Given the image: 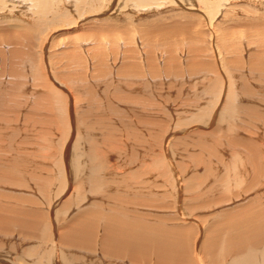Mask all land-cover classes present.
<instances>
[{
	"label": "rangeland",
	"instance_id": "obj_1",
	"mask_svg": "<svg viewBox=\"0 0 264 264\" xmlns=\"http://www.w3.org/2000/svg\"><path fill=\"white\" fill-rule=\"evenodd\" d=\"M119 1H121V2H119ZM119 1H117V0L112 1L111 0L109 3L113 2V5L111 3L110 5H108L106 7L104 6V9L102 7V9H99L98 11H95V12H89L87 14L85 12H83L84 18L79 19L81 22L78 20V23H79L78 25L84 26V27H82V29L79 31V33H76V35L74 33L70 34L69 30L71 31L72 30L71 28L73 27L71 25L65 26L63 29L58 30L59 32L57 31L55 33H52V35H54L52 37H55L58 34L63 33V32L65 33L64 34L65 36H61L60 39H56L55 40L56 42H54V44L49 43V42L46 45L44 44L45 48L43 49L42 53L38 51L40 46L36 47V44L32 43V41H35V37L32 36L33 38L31 37V41H28V43L27 42L24 43L25 46L27 47V49H24V50L22 49L24 52H23L22 58H20L19 62L13 61V59H12L13 55L10 54V51L13 50L12 48L9 50H6L8 47L5 48V46L10 47V45H9L10 43L7 44L6 36L3 34H9L8 31L11 30L10 27H13L14 25H20L21 22H26L25 18L23 17L24 18L23 19L22 16H20V10H21V12H24L25 9L22 7L12 8V7H10V4L7 3L6 7L8 9L5 7L4 9H2V10H4V12L3 13L0 12V42H1L0 53L1 54L5 53L7 55V56L1 55V56H5V59H3L4 57L0 56L1 57L0 58L1 67H3L2 69H4V72H2V71L0 72V90L1 89L3 90V92L0 93V111H1L0 116H2L1 115L2 111L5 108L3 111V113L5 114L4 118H3L4 120L1 119L2 117H0V129L4 131V133H2L4 135L1 136V133H0V137H3L2 138L3 140L2 139L1 140L5 143V145L9 149H11L10 148L11 147L10 146L11 140L15 141V146L17 145V147H15V148L17 149L19 147L18 145L20 143H24V141L21 139H24L25 137L28 138L29 140L27 141V145L25 143L26 147L23 145H22L23 148H22V146L19 147L22 150L18 149V152H19L18 155H20V157H18V158L23 159L24 163L26 161L25 164L26 165L28 164V170L33 171L36 169L35 170L36 175H38V176L42 175L43 177L51 179V182L48 184V188H46V190L48 189L46 191V193L47 192L48 193L45 195L44 206L42 208L37 205L36 200L34 199V196H33L34 193H39V192H37L39 190L38 189L39 186H37L35 181L30 180L29 182L26 183V186H23V187H21L19 184H17V187L6 186L8 189L7 190L5 189V191L0 190V192L6 198H9V197L13 198L12 199L13 201L11 200V202H14L15 200L18 199V201H20V203H13L12 206L16 207V210H20V212H22V210H24L25 208H28V209L29 208L30 209L36 208V209H39L40 212H43V214H45V216L48 217L49 221H50V218H52L51 219L52 222L59 215L58 220H55V223L57 224L56 227L60 226V225H62L63 220H65L67 222L71 218L70 217L67 219H63V220H60L61 223L59 222V218L61 219L60 213H61V206L63 207V202L64 203L67 202L68 199L74 194L75 186H73V185H76L78 183L85 185V183H86V179L85 178L82 179V176L79 179L81 182L79 181L78 183H76V179L74 177L73 172L70 171V167L64 166L65 161H63V159H60V156L64 155L65 157H67V160H69L72 158L74 150L79 151V153H78L80 155L79 157H82L83 154H86L85 152H87L88 154L90 153L91 155L95 152L98 157H101L103 155L105 160L107 159V161H108L107 166H105L104 164H101L102 166H100L98 168V170L100 168L105 169L106 167L111 168L110 167L111 164L112 165L116 164V166H114V168L116 167V169H118V171H119L118 175L119 176H115V178L118 177L119 182H120L119 184L124 182L123 181L124 179L121 178L124 176V173H128L130 170H132L135 173L136 168H137L135 165H137L138 167H139V165L141 167H143L142 168L143 170L140 167L142 176L139 173L140 172L139 168L137 170L138 172L136 171L137 173H135L136 175L133 174L132 171H130V172H132L133 175H135L136 178H139V176H141L140 178L143 177V179H141L143 181H141V182L144 183L143 184L144 188L142 189L139 185H136V186H139V188L137 187V189L143 190V194L140 195V199H142V197H143V201L145 199L147 200V199L152 198L153 197L152 195L154 193L163 194V195L167 196L166 197L167 199L165 200L166 203L160 202L162 207L165 204H167L168 202H169V204H167L168 207H170L169 205H171L170 202L173 204V206H175L174 201H176V202H179L183 206L181 208V210H182V209L187 207V206L185 207L186 204H188V205L192 204V203H190L191 198L189 199L192 192L190 193L189 190L192 191V189H194L192 187L193 186L195 187V184H196V189H197L198 185L200 187V190L197 189V190H199L198 191L199 194L203 195V194L208 192V194H206L204 196L206 198V196L209 195L208 199H207L208 201L206 199H204L203 196H201L203 199L200 197L201 200L197 199L196 203L193 201V199H192V201H193V203L197 204L199 206V208L203 204H205V202H208L207 204H208V206L210 205L209 207H211V208L210 209H204L201 207L200 208L201 210L199 209V211H196V212L189 214V217H190L189 221L186 218L177 219L178 217H176V216L173 219L171 216H169L171 214H167L170 218L173 219L172 221H173V223H175V225H177V229H180V230L186 229L185 232H187L191 228L189 231V237L191 238V240H194V242H195V240L197 242H199L202 237H204V239H205V236L207 238H209V235L211 234V232H213V230L217 231V228L215 229L214 227L215 226L218 227L221 223H223V221L221 219H219L216 215V210L221 209L220 208L221 206L226 208L227 206L232 205V206L237 208L240 205V206H242L241 208L244 207L243 209H245V208H248L252 202H257V204L256 203L255 204L257 207H260V208H261L262 203L264 205V196H263L264 195V188L261 187V186H263L262 183L264 181V178H261L260 182H259L258 177L255 175V173H252L250 171V161H249L250 158H248V155L251 157V154H248L250 152L248 150H241V149H245V147H246V143L242 142V141H244V139L248 140V141L249 140L254 141V140L260 139V141L262 140V143L260 142L261 144H259V146L262 148L261 153L264 154V150H263V148H264L263 147L264 146V143H263L264 142L263 141L264 134H262L260 132L263 135L262 137L260 134L256 135V132H259V130L262 131L264 129V125H263L264 123L262 122L263 121L262 119L264 116V70L258 69L256 71V73H251V74L249 73L250 69H252V67H253L252 63L250 62L251 60L249 58V55L251 53H258L260 45L258 46V44H256L257 47L256 48L253 47L255 50L251 48L253 46V45H250L251 44L250 39L252 38V37H250L251 31L249 32L248 29L245 30L243 28L240 29V27H238L236 24L233 25V23L231 25L230 24L231 22H228L229 18L223 19L222 16L220 15L221 11L218 10V8H220V4H219L218 8H215L214 10H212L213 13L210 11L211 13L208 12L207 14H205V16L209 20H210V17H211V20L213 17H215L216 18L215 23H218V22L223 23L222 25L218 24L219 30H218V27H216V26H215V28L213 27L214 32H212L211 28L215 23L212 26L208 25L211 28H206L208 26L205 27V25H206L205 21H203L205 23L202 22L203 23L202 24L201 21L199 22L198 18L192 19L195 17L194 11H196V9H194V8H196V7L193 8L194 10H192L191 7L194 6L195 0H186V1L185 0H170V1H172V3H166L165 0H152V1H150L151 5L149 4V7L147 6L143 10L141 8L139 11L137 9L133 8L132 5L130 4V2H128V3L126 2L129 5H126V7L122 8L121 11L117 12L116 9H118L119 5H120V7L124 6L123 4H121L123 2V0H119ZM245 1H247V0H244V2L240 1V3H238L239 1L236 2V5L238 6V8L240 7V9H241V10L239 9L241 13H243V10H246L247 8L249 9V6L246 9H244L245 8L244 6L241 7V4L245 3V5H246V3H249L248 1L247 2H245ZM219 3H220V0H219ZM155 4H157V5H155ZM190 5H192V6H190ZM8 6L10 7L11 12H9L10 9ZM152 6L154 7L153 9H152ZM229 7L227 6L226 8H229ZM226 8H225V10H226ZM2 10H0V11H2ZM12 11H14V12H12ZM240 12H239V14H241ZM209 13L211 14L210 16L208 15ZM244 14H245V12H244ZM262 14L264 15L263 12H262ZM2 15H4V16L2 17ZM107 15H109V16H107ZM186 16H188V17H186ZM111 18H114V20L118 19L117 21H115L116 24L118 23L117 24L118 26H119V23L126 22V24H129V27H127V29L118 30L119 34H117V31H115V32H112L110 35H108V37L110 36V38L107 39L108 43L105 42L102 45L103 57H102V62L100 63L99 59L95 56L94 51H93V49H94L93 47H99V50L101 51L100 46H99V44H95L96 43L95 41H92V38L90 37L89 31H92V29L99 27V25L103 26L105 24L107 26V24L108 25L111 24L110 23ZM27 21L30 22V19ZM142 22H143V24H142ZM198 22L202 25V28H200V29H199V27H201V26L200 25L198 26ZM180 23L181 24L193 23L192 24L194 27L193 30H191L192 25L190 28L188 27L191 31L188 30L187 27H186V29L188 31H190L188 33H191V32H192V34L194 33L192 35L193 39L196 35V32H197V34H200V35H196L197 37H195V39L198 40V37H199V39L201 41V44L199 46H201V47L203 46L201 50H203V51L205 50L202 55L199 54L201 56H199V55L197 56V58H199V59H198V61L197 60L196 61L199 65L201 61L205 60V63L204 64L202 63V64L204 66H208L207 64L213 65V68L210 67L213 70L210 68L209 69L205 68L203 70L201 68V70H199V68H198L196 73L191 75L192 73L190 72L191 71L190 59H191V57H193L195 55L192 52H190V54H189L188 51L190 50L189 48L192 46L194 47V45L190 44V43H185L189 49L188 50L187 48H185L186 47L185 44L183 46L181 44H179V43H181V40H183V38L185 39V36L183 37L182 34L186 33V32L183 31L181 33L179 31L181 33L180 35H182L179 37V35L177 33L178 31L176 30L177 32L176 31L174 32L175 29H173V26L177 24L178 29L180 28V30L181 29L185 30L184 28L181 27L182 25ZM6 24H8V25H6ZM146 24H148V25L151 24V25L149 28H147L148 30L146 32L142 31V33H141L140 25H141V27L144 25L143 26V29H144L145 27L148 26ZM179 24L181 25L180 27H179ZM203 25H204V27H203ZM234 26H236V27H234ZM163 27H165V28H163ZM195 28L197 30L196 32H195ZM204 28H205V30H204ZM216 28H217L218 32L216 31ZM6 29H8V31H5ZM163 29H166V30L169 29V30L165 31ZM220 29L222 31H224L225 34H224V32L220 31ZM125 30H126V32H125ZM107 31H109V30H107ZM152 31H154V32L152 33ZM199 31L204 32V33L207 31L208 32L205 33V36H204V33H202L203 35H201V33H199ZM219 31L222 34H220ZM155 32H156V34H155ZM157 32H158V34H157ZM239 32H240V38H239ZM66 33L68 36L66 35ZM160 33H162L161 36H160ZM169 33L172 36L171 38H175L176 36L179 37V38L178 37L175 38V42L177 43V45L174 42V45L176 47L178 46L176 49L177 51L175 50V48H176L175 46H174V48L170 49V47H168V45L167 46L163 45V38H165V36L167 34L169 35ZM214 33L217 37L220 35H222V36H220L219 39L218 38L214 39V41H213ZM237 33H238V35H237ZM133 34L136 37H134ZM154 34L157 35L156 38H155ZM153 35H154V38H153ZM170 35H169V37H170ZM227 35H230V36L228 37ZM232 35L233 36L235 35V38L237 40H235L233 37H231ZM73 36L75 37V39L78 41L79 44L83 45L85 43V45L82 46V48H81L82 50L80 51V53L83 54L84 56L87 55L84 58V60H85L84 62H87V64H85V65L89 66V68L84 66L81 69V72H82V70H83V72H82L83 74L88 72L89 73L88 77L84 76V78H83V77H81V74L77 75V71H79L80 67L74 69L73 67H68L67 61H65V60H60V61L56 60L57 55H55V54L65 51L64 48H65L66 44L71 43V41H72V43H77V42H74L72 40ZM77 36H79V37H77ZM88 36L90 37V39L88 41H86L85 37L88 38ZM117 36L119 37V40L116 43H113L112 41H114L115 38L117 39ZM162 36H164V37H162ZM201 36H203L205 38L204 41H202L203 37H201ZM180 38H182V39H180ZM206 38H207V40H206ZM222 38H225L223 40V42L225 44H227V48H230L233 45V43H232V42H234L233 39L235 40L234 45L235 44L236 45L234 46V48L232 46V48L227 49V51H226L222 48V44H221V43H223ZM228 38H229V40H227ZM134 39H136V40H134ZM177 39H180V40H177ZM239 39H240V42L238 41ZM23 40H24V38H23V34H22V36H20V43H23ZM128 40L130 41V48L134 46L135 49H139L141 54L143 53L142 54L143 55V71L141 73L136 74V75L133 73H127V75L126 74H124V75L118 74V72L120 73V71L117 70L119 68V65H120V58H119L120 54H121V52L124 51V48L127 47V45H128L127 41ZM156 40H157V42H156ZM210 40H212V41H210ZM225 40L228 41V43H226ZM241 40H242V42H241ZM236 41H237V43H236ZM247 41L249 43H247ZM118 42H120V43H118ZM204 42H206L207 44ZM214 42H216V43H214ZM155 43H157L158 45H156ZM209 43H211V45ZM238 43H239V45L237 47ZM60 44H62L63 46ZM219 44H221V46ZM228 44H232V45L230 47H228L229 46ZM1 45L4 47H2ZM55 45H60V47H57ZM135 45H138V48ZM216 45H217V47H216ZM247 45H250L251 47L247 46ZM205 46H207V47H205ZM166 47H168V49ZM181 47L183 50L180 49ZM208 47H211L210 48L211 50L213 49L214 54L212 52H208ZM220 47L222 50L220 49ZM235 47H237V48H235ZM143 49L146 51H144ZM234 49H236V51H237L236 53L239 54V56H240V57H237V60L239 62H241V61L243 62V63L241 62V64H239V65L244 66L243 68H241L242 70L239 68L238 64L232 63V62L230 63V60H233L235 55H236ZM242 49H243V51H242ZM245 49H247V50H245ZM4 50H6V51H4ZM168 50H169V53L172 56H174L173 62L169 61V59H171V55H169L166 52ZM192 50L193 49L191 48V51ZM2 51H4V53H2ZM83 51L85 52V54L83 53ZM170 51H172L173 53ZM220 51L221 52L223 51V52L220 54ZM228 51H229V53L232 51L233 54L232 55L229 54ZM261 51L262 50H260V52ZM191 53H192V55H191ZM183 55H184V57H183ZM203 55L205 56V59L202 60V59H200V57H202ZM52 56H54V58ZM148 56H152L151 62H148V60H149ZM208 56L210 57V59L208 58ZM36 58H37V60H36ZM223 58L226 59L225 63L229 62L227 65L230 64L229 65L230 67L227 65L223 66V61H222ZM45 59H47V60H45ZM165 59H166V61L164 62ZM33 60H35L36 64L41 62L42 65L39 68V71L41 69H42V71H40L39 75L37 74V76H41L40 74H43L42 76L48 82L49 87L42 89L40 86H38L41 83L40 82L37 83L34 81L35 79L32 77L33 75H32V72L30 70L29 63H28V62H34ZM8 62H9V64H8ZM14 62H17L19 64V66H18L19 71H21L22 74H24V76L27 78L26 81L29 82L28 84L26 82L24 85H22L23 87L21 86L18 89V90L23 89V93L20 91V94L21 93L25 94V97L24 98L22 97L24 102L26 101V94L35 92V95L37 96L38 92L40 94L44 93V90L51 89L52 86H53V89L56 90L57 94L61 93L60 94L61 96L63 94V101L61 100V102H59V99H57V101L55 103H52V105L56 106L58 109V110H56V112L50 113L51 112L50 111L48 113L47 111H45L43 114L40 115L39 112L33 111V115H35L34 121L38 122L33 127L30 125V121H32V119L25 118L22 114L24 112L26 113V111L28 109L23 110V108H22L23 104L19 101H18V104L16 103L15 107L13 106V103H10V100L12 98H10L8 96V94H9V91H11V85L6 81H8V79H9L7 74H9V76H10L11 70H13V68L15 69V67H14L15 63ZM135 62L140 63L141 60L136 59ZM175 64H177V65H175ZM233 64H235V65L233 66ZM248 64H249V66H248ZM260 64L262 66H264L263 65L264 63L260 62ZM112 66H114V67L116 66V67L113 68ZM226 66L229 68H227ZM249 67H250V69H249ZM116 70H117V72H116ZM233 70H236V71H233ZM213 71H215L216 73H214ZM1 74H3V75H1ZM175 74H178V75L176 76ZM199 74H200V76H199ZM252 76H253V79H252ZM241 78L242 79L245 78L244 83L247 85L248 89H252L251 91H247L251 94L248 93L246 95V92H243V90L241 89V88H246V87L242 86L243 80H241ZM14 79L13 80L16 83L19 82V84H20V81L16 80V77H14ZM136 79H140L139 82H137ZM21 81H23V80H21ZM133 81H135V82H133ZM222 81H223V83H222ZM225 81L227 82V84H228V81L236 83L235 88H234L235 91H234V89H232V91H234V93H236V101H235L236 103L234 105L238 109V112L235 115H233V117L231 118V121L222 120L220 118L221 117L220 114L223 112L222 108H223V104H224L223 102L225 101L224 99H227L226 91H225V97L223 99H220L219 102L215 101L218 105L214 102L215 97H217L218 91H220V87H223V84H224V86H226ZM216 82H217V84H216ZM219 83H221V85ZM244 83H243V85H244ZM32 84L36 85V86H33ZM81 84H83V86ZM141 85H143V86H141ZM144 85H146V87H148V86L149 87L146 89V87ZM209 85L210 86L215 85V87L212 89H208ZM217 85H219V86H217ZM127 86H128V88H125ZM129 86L132 88H129ZM143 87H145V88L143 89ZM180 87H181V89H180ZM191 87H193V89H191ZM7 88H10V89L8 90ZM24 89H26V90H24ZM87 89H89V90H87ZM119 89H122V90H119ZM115 90L117 91V93L115 92ZM130 90H131L132 94L134 93L132 96L129 95V93H128ZM74 91H76V92H74ZM86 91H87V93H86ZM106 91L107 92L109 91L108 94L106 93ZM124 91H125V93H124ZM259 91H261V92H259ZM76 93H78L77 96H76ZM119 93H122V95L124 94V96H123L124 99H122L123 97L121 95H118L119 96L118 99H122L123 101L117 100L116 96ZM222 94H223V92H222ZM252 94H254V95H252ZM18 95H19V92L17 94V98H18ZM51 95H53V93L49 92V97ZM148 95H150V96L148 97ZM260 95H261V97H259ZM28 96H29V94H28ZM65 96H67V97H65ZM85 96L86 97L88 96V97L86 98ZM140 96H141V98L144 97V99L143 100L139 99ZM130 97L134 101H131V99H129ZM175 97H177V98H175ZM213 97H214V99H213ZM79 99H80V101H79ZM86 99H87V101H86ZM92 99H94V100H92ZM136 99L137 100L139 99L142 102V105H140L141 104L140 101L139 100L137 101ZM17 100H19V98ZM135 100H136V104H134ZM33 103L34 102H32V104ZM43 103H44V107H45V102H43ZM62 103H63V105H62ZM93 103L94 104L96 103L95 106H97V107L93 106ZM179 103H181V104H179ZM214 104H216L217 106ZM99 105L100 106L102 105V108H99ZM209 105H210V107H209ZM242 106H243V108H242ZM20 107H21V110H20ZM62 108H63V110H61ZM14 109L16 112L14 111ZM38 109H41V108H38ZM55 109L56 108H54V111H55ZM95 109H97V111ZM101 109H103V110H101ZM245 110H247V111H245ZM71 111H72V114H71ZM248 111H251V112H248ZM57 112H60L59 114L62 113L64 116L62 114L58 115ZM67 112L68 113L70 112V113L68 114ZM88 112L92 113L94 115L93 118H91L87 114ZM17 113L22 114V116L21 115L17 116V117H21L18 121V124L15 123L16 118L14 117ZM28 113L31 114V110H30V112L28 111ZM55 113H57L58 117H60L59 118L60 121H58L55 118V116H57V115H55ZM79 113H80V115H79ZM246 113H247V115H246ZM258 113H260V114H258ZM51 114H53V115H51ZM252 114H254V116ZM262 114H263V116H262ZM102 115H104V116H102ZM237 115H238V119H237ZM257 115H260L261 119L259 118L260 116H257ZM38 116H41L43 118L40 121L46 120L44 125L43 124L39 125L40 121H37V119H39ZM46 116L48 117V120H47ZM66 116H67V118H65ZM79 116L81 118H79ZM199 116L200 117L202 116V118L199 119ZM204 116H205V118H204ZM249 116L251 118L253 116V118H252L253 121H252V119H250ZM106 117H108V118H106ZM244 117H246V118H244ZM247 117H249V119ZM96 118H98L99 121L96 122V120H95ZM86 119H88V120H86ZM6 120H7V122H6ZM28 120H30V121H28ZM71 120H72L73 124H72ZM101 121L103 123L105 122L106 125L103 124ZM226 121H228L229 123L228 122L226 123ZM46 122H49V123H46ZM53 122H55V123H53ZM254 122H256V123H254ZM261 122H262V124H260ZM6 123H8V124H6ZM62 123H64V124H62ZM78 123H79V125H78ZM185 123H186V125H185ZM56 124H59V125H56ZM52 125H54V126H52ZM80 125H81V128H80ZM178 125H180V126H178ZM228 126H230V127H228ZM44 127H46V128L44 129ZM162 127H163V129H162ZM256 127H257V129H256ZM59 128H60V130H59ZM87 128H89V130H87ZM98 128H101V129L97 130ZM102 128H104V129H102ZM16 129H18V130L16 131ZM27 129L29 131H27ZM245 129L248 131L246 132ZM75 130H77V131H75ZM102 130H105L104 131L105 133ZM18 131H20V132H18ZM109 131L110 132L116 131V132L115 133L113 132L114 134H112ZM231 131L233 133H231ZM132 132H134V133H132ZM251 132L254 135H252ZM9 133L11 135H9ZM28 133H30V134H28ZM26 134H27V136H26ZM110 134H112V135L110 136ZM157 134H158V136H157ZM23 135H24V137H23ZM151 136H153V137H151ZM47 137L51 138V142H49L47 145L50 146L51 148L56 149V151L54 150L55 153L51 152L48 154L47 157L49 158V161L46 159H42L40 157V156L43 157V155L45 156V154H47V153H45L46 145H44V150L42 149V147H40L41 146L40 143L45 144V142H44L45 138L49 141V138H47ZM111 137H114L115 139L111 138ZM13 138H15V139H13ZM109 138H111L113 140V143L115 142L116 144H110L111 141L107 143V140H109ZM117 139H119V140L121 139V140L119 141ZM226 140L229 141L230 143L226 142ZM64 141L67 142L64 144L66 146L63 145ZM231 141L233 142L232 144H231ZM6 142H7V144H6ZM218 142H220L221 144L220 143L218 144ZM31 143H32V145H31ZM60 143L63 146H61ZM102 143H103V145H102ZM99 144H101V145H99ZM237 144H238V146H237ZM139 145H140V148H139ZM27 147H28V149H27ZM218 147H220V148H218ZM62 150L64 151V153ZM89 150H91L92 152ZM232 151H234L235 153ZM26 152H27V154H26ZM38 152H39V156H38ZM236 154L240 157V162H239L240 164L239 163L233 164V158L236 156ZM241 154L242 155L245 154V156L248 154L245 157L246 160L242 166H241ZM6 155H7L6 158L8 160H12L14 158V153H12V152H7ZM32 155H34L35 157ZM210 155H214L215 158L210 157ZM0 156H3V153H1ZM37 156H38V158H37ZM39 157H40V159H39ZM216 159L218 160L219 164L217 162H215ZM256 159L258 161V157ZM135 160H136V164H134ZM203 160H205V161H203ZM223 160L226 161V163H228V165H229L227 167H224L222 165L223 170H225V172L229 171L230 174L227 172L229 176L223 171L221 174V168L222 167L220 165V161L222 162ZM80 162H81V160H80ZM142 162H143V164H141ZM207 162H210L209 163L210 166L207 165L208 164ZM56 163H58V164H56ZM127 163H130L132 167L129 168L130 164L127 165ZM203 163H205V164L203 165ZM216 163H217V165H216ZM212 164H214L216 167L213 165L215 167L214 168L212 166ZM43 165H44L43 171H45V172H41L42 170L40 169V168H42ZM85 165H86V163H85ZM108 165H110V166H108ZM121 166H123L121 169L124 168V170H122V172H120V169H119V167H121ZM125 166H127V167L129 166V167L125 168ZM208 166L213 167V169L210 168V170H208L209 169ZM218 166H220V168ZM165 167H166V169H165ZM190 167L193 169V171L190 170ZM238 167L240 169H237ZM109 168H108V170H109ZM159 168L161 169V171ZM127 169L128 170L130 169V170L128 171ZM185 169H187L185 172L186 174L183 171ZM217 169L219 170L218 173H216ZM86 170H87V168L85 167L84 171H86ZM214 170H216V171H214ZM260 170H261V172H263L264 167L260 166ZM53 171H55L56 173H54ZM57 171H58V173H57ZM110 171L114 172V170H111V169L108 172L110 173ZM168 171H169V175H167ZM179 171H182V172H180L181 175H179L177 173ZM210 171H214V172H210ZM235 171H238V172H235ZM99 172L100 171H98V173ZM233 172L235 173V175H237V177L234 176ZM51 173H52V175H51ZM182 173L184 174L183 176H182ZM57 174L60 176V178L57 177L58 176ZM99 174H102V173H99ZM137 174H138V177H137ZM176 174H178V176ZM202 174L205 175V178L207 177V179H208V180L205 179L207 182L204 180L206 183L203 180L202 181L204 183H202L199 180V178H201V177H202V179L204 178ZM213 174H215V175L220 174L219 177L224 174L223 176L220 177L221 180H223L222 177L227 175L224 178H229V179L225 180V182L228 181L227 182L228 184L227 183L226 184L228 185V187L230 189L225 190L224 189L225 183L222 184L220 179H218L219 177L217 178V175L215 178H213L215 176V175L213 176ZM195 176H196V179H195ZM231 176H232L233 180L235 178L237 179V180L235 179L236 183H235V180L233 183ZM181 177H182V179H180ZM253 177H254V179H253ZM58 178H59V180H58ZM190 178L191 179L193 178V181L195 184L191 185L192 180H190ZM166 179H167L168 183H167V181H164ZM187 179L190 180L191 182L188 183L189 181H187ZM240 179L242 181H240ZM243 179H244V181H243ZM249 179H250V181H249ZM257 180H258L259 184L257 182H255ZM215 181H217V184ZM219 181H220V183H219ZM247 181L249 183L251 182L252 185L247 183ZM134 182L135 181H132V183H134ZM171 182H173V184ZM65 183H66V185H65ZM187 183H188V185L190 184L189 187H188ZM58 184H60L61 186H59ZM245 184H246V186H244ZM114 185H116V184L113 182L109 183L107 185V188H104V190L101 189L102 191H100V194L94 196V199H93V196L91 194L84 192V194H86V196H87V198H86L87 200H86V202L84 201L85 204L83 206L88 205L90 202V204L88 205L89 206L88 210L91 213V208L93 207L91 205V203L93 201H91V200L96 201V198H97V201H100L102 199V196H101L102 192H105V193L108 192L110 194H113L114 192H116V191H114V189H115ZM140 185H142V184H140ZM253 185H254V187H253ZM131 186L135 187V184H132ZM190 186H192V187H190ZM247 187H248V189H247ZM250 187L251 188L253 187V190L250 189V191H249ZM57 188H59L60 190H58ZM68 188H71V189H68ZM84 188L85 187H83V190H87V188L89 189V187H87L85 189ZM145 188H148V189H145ZM180 188H183L185 190L184 192H187V193H185L186 196H183L184 192H181ZM218 188H220L221 190ZM243 188L246 190H244ZM111 189H113V190H111ZM163 189H165V190H163ZM167 189H168L167 192H169V193L165 192ZM196 189H194V190H196ZM238 190H239V192H238ZM10 191H12L13 194L15 193L16 195L9 196ZM70 191H71V193H70ZM151 191H152V193H151ZM56 192H58V193H56ZM210 192H212V193H210ZM122 193L125 194V193H130V192L124 190ZM131 193H133V192H131ZM219 193H221V194H219ZM87 194L91 195L92 197L91 196L89 197ZM149 194H151V195H149ZM177 194H178V196H176ZM218 194H219V196H218ZM195 195H196V193H195ZM211 195L213 196V198H211L212 197ZM220 195L222 197L224 195L223 200L221 199L222 197ZM255 195H257V196H255ZM50 196H52V197H50ZM54 196H56V198ZM64 196H65L66 200L64 199ZM100 196H101V198H99ZM225 196H227L228 198L226 197L227 199H225ZM168 197H170V198H168ZM183 197L185 198V201H184L185 205H183L184 204V202H183L184 198ZM219 197H221L220 198L221 200L219 199ZM243 197L246 198L247 200L244 199ZM49 198H51V199H49ZM48 199L50 202L48 201ZM202 200L203 201L206 200V201L203 202ZM229 200H231V201H229ZM106 201H108V200H106ZM181 201L183 203H181ZM216 201L218 203H221V201H222V202H224V204L221 203L219 205ZM243 201H245V202L242 205L241 202H243ZM247 202L250 204L246 205ZM235 203H238V204H235ZM41 204H43V203H41ZM8 205H10V204H8ZM214 205H216V206H214ZM254 205H253V207H254ZM145 207L146 206L140 207L139 210L138 211L136 210V211L140 212V214L143 215V212H145L147 210L146 209L147 207L146 208ZM192 207H193V204H192ZM215 207H216V209H214ZM72 208H73V205H72ZM187 209H188V207H187ZM92 210H93V208H92ZM228 210H230V209H228ZM228 210H226V211H228ZM71 211H72V209H71ZM184 211H186V210L184 209ZM72 212H75V210H73ZM72 212H71L70 216H72ZM48 213H49V215H47ZM56 213H59V214H56ZM69 213H70V211L66 214L65 217L69 216ZM186 214L187 213L184 212V215H186ZM211 214L212 215L214 214L215 216L213 215V217H212V216H210ZM6 215H10V214L7 212ZM7 217L8 216L5 217L6 218L5 220H7ZM206 219H207L208 223L206 222ZM217 219H219V220H217ZM215 220H217V222ZM14 222H18V220L15 218ZM176 222H178V223H176ZM182 222H184V223H182ZM218 222H220V224ZM23 224L26 227V229H24L25 227H23ZM23 224L16 225L15 227L14 226L8 227L7 231H10L9 233H10L11 237L6 238L3 236H0V244L3 245V247H4L3 248L2 246H0V264H25V263H23V261H18V259L14 255L16 253L18 257L23 256V253H25V252H23L21 250H23L24 248L26 249L27 247H29L31 245V242L33 243L35 241V239L37 238L36 237L37 229L36 228L34 229L32 224L29 225V223H27L28 226H30V228L27 226L26 223H23ZM46 224H45V226H48L49 222ZM208 225H210V226L208 227ZM45 226H44V223L42 221L41 227L44 229ZM18 227L23 228V229H20V228L18 229ZM192 227L194 229L193 234H192ZM27 228H28V230H27ZM42 228H40V229H41L42 234L44 235V233H46L47 230H45L46 228L44 230ZM201 228H202V230H204L203 232H202ZM67 229L64 232H67ZM29 230L31 231L30 233H28ZM34 230H35L36 235L33 234ZM207 230H209V231H207ZM13 231H15V232H13ZM48 232L46 233L47 235H49ZM12 233L14 236L12 235ZM62 233H63V231L58 230V235L63 236L65 234V233H63V234ZM82 234H83V230L81 232V236H82ZM28 237H33L32 238L33 240L28 239ZM59 237L57 238V236H56L55 238L59 239ZM14 238H15V240H14ZM25 238L27 239V242H26ZM24 243H26V244L24 245ZM76 243L78 244V240H76ZM8 247L13 249L14 252H11V254L5 253L4 251L6 250V252H7ZM204 249H208V247L204 246ZM81 250L82 249L79 248V252L81 253L80 256L82 255V257H85V260L88 261L89 256H86V253H87L86 249H84L85 252H83V250L82 251ZM43 251L45 253L51 252V250H49V251L43 250ZM62 251H65V249H62ZM70 252H73V250H71ZM10 257H11V259H10ZM77 262H79V260H77ZM45 264H48V263H45Z\"/></svg>",
	"mask_w": 264,
	"mask_h": 264
},
{
	"label": "bare ground",
	"instance_id": "obj_2",
	"mask_svg": "<svg viewBox=\"0 0 264 264\" xmlns=\"http://www.w3.org/2000/svg\"><path fill=\"white\" fill-rule=\"evenodd\" d=\"M111 0H0V10L4 9L6 6H7V3L10 4V7L14 8V7H22L24 8V12H21L20 10V16H22V18L24 17L26 22H21L20 25H14L13 27H10L11 30L8 31V29H6L5 31H8L9 34H3L6 36V39H7V44L10 43V47L9 46H5V48H7L6 50H9V49H13L10 51V54H12V59L13 61H17L19 62L20 61V58H22V55H23V50L24 49H27V47L25 46L24 43H28V41H31V37H35V41H32V43H35L36 44V47H39V52H43V49L45 48L44 46L49 42V43H52L54 44V42H56L55 40L56 39H60L61 36H65L64 32L63 33H60L58 34L57 36L55 37H52L54 35H52V33H55L57 32L58 30L60 29H63L65 26H68V25H71L73 26L71 29V31L69 30V33L70 34H75L76 33H79V31L82 29V27L84 26H79L78 24V20L80 18H84V13L85 12L86 14L89 13V12H95V11H98L99 9H104V6H108L112 3L113 5V2L109 3ZM113 1V0H112ZM119 1V0H117ZM150 1L152 0H123V2L121 4H123L124 6L118 7V9H116L117 12L121 11L122 8L126 7V5H129L127 4L128 2H130V4L132 5L133 8L137 9L138 11L142 8L145 9V7H149V4L151 5ZM166 3H172V1L170 0H165ZM186 1V0H185ZM239 1L238 3L241 2H244V0H220V3H219V0H195V3H194V6L191 7L192 10L196 9V11H194L195 13V17L192 18V19H196L198 18L199 19V22L201 21V23L203 21L206 22V26H212L215 21H216V18L213 17L212 20H211V17H210V20L205 16V14H207L208 12H212V10H214L215 8H218L219 4H220V8H218V10H220V15L222 16L223 19L225 18H229L228 19V22H231L230 24L232 25H237L238 27L243 28L245 30H249V32L251 33V36L252 37L250 39V45H253L252 47L250 45H247V46H250L252 49H254L253 47H257L256 44H258V46L260 45V48H259V52L258 53H251L249 55V58H250V62L252 63L253 67L252 69H250L249 73H256V71L258 69H261V70H264V66H262L260 64L261 63H264V15L262 14V12L264 13V0H247L249 3H245L244 4H241V7H245L244 9H246L248 6H249V9L247 10H243V13L240 12V7L238 8V6L236 5V2ZM245 1V2H247ZM121 2V1H119ZM118 2V3H119ZM127 2V3H126ZM156 2V1H155ZM117 3V2H116ZM175 3V2H174ZM177 4V3H176ZM191 4V3H190ZM248 4V5H247ZM17 5V6H16ZM157 5V4H155ZM240 5V4H239ZM154 6V5H153ZM152 6V9L154 8ZM192 6V5H190ZM229 7V8H226V7ZM9 7V6H8ZM9 7V9H10ZM162 7V6H161ZM196 7V8H194ZM7 8V7H6ZM194 8V9H193ZM226 8V10H225ZM8 9V8H7ZM147 9V8H146ZM158 9V8H157ZM240 9V10H239ZM243 9V8H242ZM130 10V9H129ZM191 10V11H192ZM7 11V10H6ZM125 11V10H124ZM0 12H4V10L0 11ZM11 12V9L10 11ZM14 12V11H12ZM108 12V11H107ZM210 12V13H211ZM238 12V13H237ZM239 12L241 14H239ZM245 12V14H244ZM8 13V12H7ZM109 13V12H108ZM202 15H201V14ZM208 14L209 16L211 14ZM213 13V12H212ZM219 13V12H218ZM9 14V13H8ZM13 14V13H12ZM215 14V13H214ZM7 15V14H6ZM10 15V14H9ZM19 15V14H18ZM4 15H2L3 17ZM104 16V15H103ZM109 16V15H107ZM191 16V15H190ZM214 16V15H213ZM188 17V16H186ZM11 18V17H10ZM23 18V19H24ZM108 18V17H107ZM133 18V17H132ZM190 18V17H189ZM6 19V18H5ZM30 19V22H28L27 20ZM121 19V18H120ZM222 19V20H223ZM11 20V19H10ZM9 20V21H10ZM118 20V19H117ZM117 20H114V18H111L110 19V23L111 24H107V26L104 24L103 26L99 25V27L95 28V29H92V31H89L90 33V37L92 38V41H95L96 43L95 44H99L100 46V49L101 51L99 50V47H93V51H94V54L95 56L99 59L100 63L102 62V57H103V49H102V45L107 42V39L110 38V36L108 37V35H110L112 32H115L117 31V34L118 33V30H121V29H127V27H129V24H126V22L124 23H119V26L116 24L115 21ZM70 21V22H69ZM80 21V20H79ZM196 21V20H195ZM224 21V20H223ZM29 24H28V23ZM81 22V21H80ZM141 22V21H140ZM152 22V21H151ZM198 22V26L200 25L202 28V25ZM203 22V23H205ZM218 22V21H217ZM6 23V22H5ZM18 23V22H17ZM202 23V24H203ZM143 24V22H142ZM145 24V23H144ZM181 24V23H180ZM179 24V27L181 26L182 28H184L185 30L181 29L180 28L178 29L177 27V24L173 26V29L174 32L176 31L180 36L183 35V37L185 36V39L183 38V40H181V44L182 46L185 44V43H190V44H193L194 47H190L188 49V47L186 46L185 44V48H187L189 54L190 52H192L195 56L191 57L190 59V62H191V75L195 74L197 69L199 68V70H202L203 69H209L210 67L213 68V65H210V64H207L208 66H204L203 64L205 63V60L204 61H201L200 64L198 65L197 61L199 58H197V56L199 54H203V50L201 46H199L201 44V41L198 37V40L195 39V37H197L196 35H200V34H197V30L195 28V32H196V35L193 39V34L192 32L191 33H188L190 32L191 30H193V23L191 24ZM218 24H223L222 22H218V23H215L212 28L211 27H206V28H211L212 32L213 29L216 27H218ZM8 25V24H6ZM5 25V26H6ZM13 25V24H12ZM23 25V26H22ZM148 25V24H146ZM151 25V24H150ZM150 25H148L147 27H145L143 29V26L141 27L140 25V30H141V33L142 31L146 32L150 27ZM192 25V28L191 30L189 29ZM195 25V24H194ZM4 26V27H5ZM70 26V27H71ZM196 26V25H195ZM197 26V27H198ZM247 26V27H246ZM89 27V26H88ZM92 27V26H91ZM190 30V31H188ZM189 27V28H188ZM204 27V25H203ZM214 27V28H213ZM222 27V26H221ZM236 27V26H234ZM249 27V28H248ZM165 28V27H163ZM66 29V28H65ZM198 29V30H199ZM235 29V28H234ZM85 30V29H84ZM109 30V31H107ZM159 30V29H158ZM165 31L169 30V29H163ZM172 30V29H171ZM170 30V31H171ZM205 30V28H204ZM218 30H219V27H218ZM217 28H216V31L218 32ZM160 31V30H159ZM164 31V32H165ZM173 31V30H172ZM183 31L186 32V33H183L182 35H180ZM220 31H222L220 29ZM219 31V32H220ZM241 31V30H240ZM59 32V31H58ZM61 32V31H60ZM126 32V30H125ZM154 31H152L153 33ZM194 32V31H193ZM208 32V31H207ZM205 32V33H207ZM224 32V31H222ZM227 32V31H226ZM243 32V31H242ZM4 33V32H3ZM167 33V32H166ZM201 35H203L202 33L204 32H200ZM205 33H204V36H205ZM211 33V32H210ZM229 33V32H228ZM253 33V34H252ZM23 34V43H20V36H22ZM156 34V32H155ZM154 34V35H155ZM158 34V32H157ZM173 34V33H172ZM217 34V33H216ZM220 34H222L220 32ZM219 34V35H220ZM225 34V32H224ZM249 34V33H248ZM67 35V33H66ZM154 35H153V38H154ZM162 35V33H160V36ZM166 35V34H165ZM170 35V33H169ZM167 34L165 36V38H163V45L164 46H167L171 48H174V42H175V38L178 37L176 36L175 38H171L172 36ZM174 35V34H173ZM213 35V34H212ZM215 35V33H214ZM213 35V41L214 39L218 38L220 36H214ZM238 35V33H237ZM236 35V36H237ZM68 36V35H67ZM134 36V34H133ZM151 36V35H150ZM168 36V37H167ZM225 36V35H224ZM223 36V37H224ZM228 37L230 35H227ZM226 36V37H227ZM32 37V38H33ZM79 37V36H77ZM90 37L88 36L85 37L86 41H88L90 39ZM131 37V36H130ZM136 37V36H134ZM157 37V35H155V38ZM164 37V36H162ZM178 37V38H179ZM203 37V36H201ZM200 37V38H201ZM233 37L235 40H237L235 38V35L231 36ZM2 38V37H1ZM172 40H171V39ZM232 38V39H233ZM239 38H240V32H239ZM5 39V38H4ZM158 39V38H157ZM167 39V40H166ZM174 39V40H173ZM182 39V38H180ZM180 39H177V40H180ZM204 37L202 38V41H204ZM225 38H222V42ZM231 39V38H230ZM233 39V41L235 42V40ZM242 39V38H241ZM72 40L74 42H77V43H68L65 45V51L63 52H59V53H56L55 55H57V61H60V60H65L67 61V65L68 67H73L74 69L76 68H79V71H77V75L81 74V77L84 78L85 77H88L89 76V73H85L83 74V70L81 72V69L86 66L85 64H87V62H84V58L87 56H84L83 54L80 53V51L82 50V46L85 45V43L83 45L79 44L78 41L75 39V37L73 36ZM119 40V37L117 36V39L115 38L114 41H112L113 43H116L117 41ZM136 40V39H134ZM207 40V38H206ZM229 40V38L227 39ZM243 40V39H242ZM241 40V42H242ZM2 41V40H1ZM5 41V40H4ZM159 41V40H158ZM167 41V42H166ZM212 41V40H210ZM221 41V40H220ZM226 41V40H225ZM240 42V39L238 40ZM3 42V41H2ZM157 42V40H156ZM160 42V41H159ZM180 42V41H179ZM234 42L233 45L232 44H228L230 47L231 45L234 46ZM62 43V42H61ZM108 43V42H107ZM120 43V42H118ZM117 43V44H118ZM176 43V42H175ZM206 43V42H204ZM216 43V42H214ZM226 43H228V41H226ZM237 43V41H236ZM247 43H249L247 41ZM246 43V44H247ZM1 44V42H0ZM45 44V45H44ZM58 44V43H57ZM127 47L124 48V51L121 52L120 54V65H119V68L117 69L118 71H120V73L118 72V74H126L127 73H133V74H138V73H141L143 71V53L141 54L139 49H135V47H131L130 48V41L128 40L127 41ZM156 45H158L157 43H155ZM207 44V43H206ZM205 44V45H206ZM211 45V43H209ZM208 44V45H209ZM222 44V48L224 50L227 51V49H230L232 48V46L230 48H227V44H225L224 42L221 43ZM221 44H219L221 46ZM62 45V44H60ZM60 45H55L57 47H60ZM92 45V44H91ZM177 45V43H176ZM180 45V46H181ZM189 45V44H188ZM239 43L237 44V47H238ZM2 46V45H1ZM63 46V45H62ZM61 46V47H62ZM67 46V47H66ZM70 46V47H69ZM137 46L138 48V45H135ZM191 46V45H190ZM4 47V46H2ZM168 47H166L168 49ZM176 47V46H175ZM178 47V46H177ZM177 47L175 48V50L177 49ZM207 47V46H205ZM214 47V46H213ZM217 47V45H216ZM219 47V46H218ZM235 47V48H237ZM1 48V47H0ZM147 48V47H146ZM184 48V49H185ZM191 48L193 49L191 51ZM211 47H208V52H212L214 54V51L213 49L211 50L210 49ZM23 49V50H22ZM154 49V48H153ZM182 49V47L180 48ZM196 49V50H195ZM219 49V48H218ZM221 49V47H220ZM219 49V50H220ZM240 49V48H239ZM4 50V51H6ZM51 50V49H50ZM88 50V49H87ZM142 50V49H141ZM144 50V49H143ZM174 50V51H175ZM183 50V49H182ZM195 50V51H194ZM222 50V49H221ZM235 50V53L237 52L236 49ZM247 50V49H245ZM255 50V49H254ZM253 50V51H254ZM260 50H262L260 52ZM4 51H2V53H4ZM37 51V52H38ZM146 51V50H144ZM177 51V50H176ZM175 51V52H176ZM218 51V50H217ZM233 51V50H232ZM230 52L228 51L229 54H233V52ZM243 51V49H242ZM258 51V50H257ZM33 52V51H32ZM36 52V53H37ZM57 52V51H56ZM169 55H171L169 53V50L166 51ZM172 52V51H170ZM187 52V53H188ZM223 52V51H222ZM220 51V54L222 53ZM255 52V51H254ZM83 53L85 54V52L83 51ZM87 53V52H86ZM92 53V52H91ZM173 53V52H172ZM191 53V55H192ZM211 53V54H212ZM45 54V53H44ZM188 54V55H189ZM210 54V55H211ZM212 54V55H213ZM1 55H6L5 53L4 54H1L0 53V56ZM54 55V56H55ZM199 55V56H201ZM209 55V56H210ZM7 56V55H6ZM54 56H52L54 58ZM187 56V55H186ZM208 56V58L210 59V57ZM226 56V55H225ZM1 57H4L3 59H5V56H1ZM0 57V58H1ZM106 57V56H105ZM149 57V60L148 62H151V57L152 56H148ZM184 57V55H183ZM207 57V56H206ZM220 57V56H219ZM229 57V56H228ZM234 57V56H233ZM237 57H240L239 54L236 53L235 57L233 60H230V63H236V64H241V62H239L237 60ZM243 57V56H242ZM11 58V57H10ZM107 58V57H106ZM145 58V57H144ZM182 58V57H181ZM189 58V57H188ZM136 59H140L141 62L138 63V62H135ZM193 59V60H192ZM195 59V60H194ZM200 59H205V56L203 55L202 57H200ZM239 59V58H238ZM7 60V59H6ZM31 60V59H30ZM37 60V58H36ZM47 60V59H45ZM91 60V59H90ZM146 60V59H145ZM174 60V56L171 55V59H169L170 62H173ZM197 60V61H196ZM225 60L226 59H222L223 61V66L224 65H227L228 63L226 62L225 63ZM11 61V60H10ZM34 62H28L29 63V67H30V70L32 72V77L35 79L34 81L35 82H40L41 84L38 85L40 86L42 89L43 88H47L49 87V84L48 82L45 80V78H43V74H40L41 76H37V74L39 75L40 71H42V69L39 71V68L41 67V62L39 63H35V60H33ZM41 61V60H40ZM88 61V60H87ZM93 61V60H92ZM166 61V59L164 60V62ZM168 61V60H167ZM195 61V62H194ZM17 62H14V67L15 69L13 68V70H11V75L9 76V74H7V76L9 77L8 82L10 85H11V91H9V94L8 96L10 98H12L10 100V103H13V106L15 107L16 106V103L18 104V101L21 102L23 105H22V108L23 110L25 109H28L26 111V113H22L23 116L25 118H30L32 119V121H30V125L33 127L35 126L36 123L38 122H35L34 121V116L33 115V111L35 112H39V114H43L45 111H47L48 113H52V112H56L57 107L52 105V103H55L57 101V99H59V102H61V100L63 101V94L62 96L60 94H57L56 90L53 89V86L51 89H47V90H44V93H39L38 92V95L36 96L35 95V92H32V93H28L26 94V101L24 102L23 101V98L25 97V94H22L23 93V89H20L18 90L22 85H24L26 82L27 84L29 83L27 80V78L24 76V74H22L21 71H19L18 69V66L19 64ZM43 62V61H42ZM47 62V61H46ZM95 62V61H94ZM157 62V61H156ZM185 62V61H184ZM188 62V61H187ZM247 62V61H246ZM49 63V62H48ZM93 63V62H92ZM115 63V62H114ZM203 63V64H202ZM243 63V62H242ZM9 64V62H8ZM246 64V63H245ZM99 65V64H98ZM166 65V64H165ZM177 65V64H175ZM230 65V64H229ZM227 65V66H229ZM235 64H233L234 66ZM264 65V64H263ZM92 66V65H91ZM199 66V67H198ZM201 66V67H200ZM203 66V67H202ZM226 66V67H227ZM241 66V67H240ZM249 66V64H248ZM87 68H89V66H86ZM113 68H115L114 66H112ZM190 67V66H189ZM208 67V68H207ZM230 67V66H229ZM227 67V68H229ZM238 67V66H237ZM244 66L242 65H239V68H243ZM3 67H1V63H0V72H4V69H2ZM210 68V69H212ZM223 68V67H222ZM234 68V67H233ZM29 69V68H28ZM96 69V68H95ZM161 69V68H160ZM238 69V68H237ZM116 70V72H117ZM145 70V69H144ZM198 70V71H199ZM213 70V69H212ZM242 70V69H241ZM233 71H236V70H233ZM239 71V70H238ZM55 72V71H54ZM205 72V71H204ZM214 73H216L215 71H213ZM221 72V71H220ZM244 72V71H243ZM24 73V72H23ZM104 73V72H103ZM102 73V74H103ZM232 73V72H231ZM5 74V73H4ZM100 74V73H99ZM182 74V73H181ZM3 75V74H1ZM176 76L178 74H175ZM54 76V75H53ZM131 76V75H130ZM155 76V75H154ZM157 76V75H156ZM200 76V74H199ZM217 76V75H216ZM219 76V75H218ZM241 76V75H240ZM5 77V76H4ZM11 77V78H10ZM14 77H16V80L20 81V84L19 82H15L14 80ZM102 77V76H101ZM7 78V77H6ZM31 78V77H30ZM60 78V77H59ZM232 78V77H231ZM14 79V80H13ZM88 79V78H87ZM178 79V78H177ZM252 79H253V76H252ZM23 80V81H21ZM140 79H136L137 82H139ZM222 80V79H221ZM241 80H243V83L245 81V78H241ZM33 81V82H34ZM227 81V80H226ZM225 81V84L226 86H224L223 84V87H220V91H218V94H217V97H215V100L214 102H219L220 99H223L225 97V91H226V96H227V99H224L225 101L223 102V112L220 114V118L222 120H229L231 121V118L233 117V115H235L237 112H238V109L235 107V101H236V93H234L235 91V85L236 83L235 82H229L228 81V84L227 82ZM135 82V81H133ZM4 83V82H3ZM36 83V84H37ZM48 85H47V84ZM78 83V82H77ZM151 83V82H150ZM183 83V82H182ZM223 83V81H222ZM242 83V86L246 87V88H241L243 90V92H246V95L249 93L247 91H251L252 89H248L247 85L244 83L243 85ZM263 83V82H262ZM6 84V83H5ZM35 84V83H34ZM72 84V83H71ZM80 84V83H79ZM217 84V82H216ZM221 85V83H219ZM4 85V84H3ZM33 85V84H32ZM55 85V84H54ZM69 85V84H68ZM83 86V84H81ZM172 85V84H171ZM33 86H36V85H33ZM105 86V85H104ZM135 86V85H134ZM143 86V85H141ZM146 87V85H144ZM148 86V85H147ZM173 86V85H172ZM183 86V85H182ZM219 86V85H217ZM23 87V86H22ZM106 87V86H105ZM143 87V89L145 88ZM149 87V86H148ZM146 87V89L148 88ZM185 87V86H184ZM196 87V86H195ZM209 88L208 89H212L215 87V85L213 86H208ZM226 87V88H225ZM85 88V87H84ZM125 88H128L125 87ZM129 88H132L129 86ZM161 88V87H160ZM8 90L10 88H7ZM38 89V88H37ZM145 89V90H146ZM170 89V88H169ZM179 89V88H178ZM181 89V87H180ZM191 89H193V87H191ZM232 89H234V91H232ZM7 90V91H8ZM26 90V89H24ZM60 90V89H59ZM89 90V89H87ZM114 90V89H113ZM117 90V89H116ZM115 90V92L117 93V91ZM119 90H122V89H119ZM124 90V89H123ZM144 90V91H145ZM218 90V89H217ZM256 90V89H255ZM20 91L22 92L20 94ZM35 91V90H34ZM38 91V90H37ZM71 91V90H70ZM73 91V90H72ZM191 91V90H190ZM223 94H222V92ZM232 91V92H231ZM241 91V90H240ZM3 90L1 89L0 90V93H2ZM19 92V95H18V98L19 100H17V94ZM29 92V91H28ZM49 92H52L53 95H51L49 97ZM76 92V91H74ZM109 92V91H108ZM108 92L106 91V93L108 94ZM128 92V91H127ZM242 92V93H243ZM261 92V91H259ZM79 93V92H78ZM78 93H76V96L78 95ZM87 93V91H86ZM125 93V91H124ZM129 95H133L131 90L128 92ZM147 93V92H146ZM145 93V94H146ZM156 93V92H155ZM174 93V92H173ZM181 93V92H180ZM195 93V92H194ZM7 94V93H6ZM81 94V93H80ZM139 94V93H138ZM149 94V93H148ZM151 94V93H150ZM211 94V93H210ZM251 94V93H249ZM87 95V94H86ZM118 95H121L122 97L124 96V94L122 95V93H119L117 94V100L119 101H123L122 99H124V97L122 99H118L119 96ZM204 95V94H203ZM254 95V94H252ZM74 96V95H73ZM115 96V95H114ZM127 96V95H126ZM136 96V95H135ZM150 95H148L149 97ZM23 97V98H22ZM67 97V96H65ZM69 97V96H68ZM86 97V96H85ZM88 97V96H87ZM86 97V98H87ZM143 97V96H142ZM152 97V96H151ZM150 97V98H151ZM261 97V95L259 96ZM263 97V96H262ZM17 98V99H16ZM80 98V97H79ZM84 98V97H83ZM91 98V97H90ZM153 98V97H152ZM177 98V97H175ZM258 98V97H257ZM70 99V98H69ZM116 99V98H115ZM131 99V97L129 98ZM139 99H144L140 98ZM138 99V100H139ZM146 99V98H145ZM149 99V98H148ZM162 99V98H161ZM210 99V98H209ZM214 99V97H213ZM50 102H49V101ZM68 100V99H67ZM94 100V99H92ZM137 100V99H136ZM136 100H135V103L136 104ZM137 100V101H138ZM147 100V99H146ZM259 100V99H258ZM47 101V102H46ZM73 101V100H72ZM80 101V99H79ZM87 101V99H86ZM130 101V100H129ZM131 101H134L131 99ZM140 101V100H139ZM145 101V100H144ZM148 101V100H147ZM209 101V100H208ZM260 101V100H259ZM32 102H34L32 104ZM45 102V107H44V103ZM68 102V101H67ZM70 102V101H69ZM213 102V103H214ZM215 102V103H216ZM258 102V101H257ZM263 102V101H262ZM9 103V104H10ZM102 103V102H101ZM140 105H142V102L140 101ZM144 103V102H143ZM146 103V102H145ZM160 103V102H159ZM66 104V103H65ZM96 104V103H95ZM95 104L93 103V106H95ZM152 104V103H151ZM181 104V103H179ZM217 104V103H216ZM214 104V105H216ZM60 105V104H59ZM63 105V103H62ZM76 105V104H75ZM138 105V104H137ZM145 105V104H144ZM158 105V104H157ZM184 105V104H183ZM218 105V104H217ZM216 105V106H217ZM73 106V105H72ZM139 106V105H138ZM64 107V106H63ZM97 107V106H95ZM210 107V105H209ZM12 108V107H11ZM38 108H41V109H38ZM54 108L55 111H54ZM60 108V107H59ZM99 108H102V105L100 106L99 105ZM139 108V107H138ZM152 108V107H151ZM243 108V106H242ZM241 108V109H242ZM247 108V107H246ZM5 109V108H4ZM3 109V111H4ZM98 109V108H97ZM97 109H95L97 111ZM104 109V108H103ZM101 109V110H103ZM158 109V108H157ZM10 110V109H9ZM13 110V109H12ZM20 110H21V107H20ZM31 110V114L28 113V111L30 112ZM63 110V108L61 109ZM77 110V109H76ZM2 111V117L1 119L4 118V113ZM15 111V109H14ZM19 111V110H18ZM73 111V110H72ZM72 111H71V114H72ZM79 111V110H78ZM81 111V110H80ZM240 111V110H239ZM247 111V110H245ZM1 112V111H0ZM7 112V111H6ZM5 112V113H6ZM13 112V111H12ZM16 112V111H15ZM77 112V111H76ZM82 112V111H81ZM85 112V111H84ZM142 112V111H141ZM165 112V111H164ZM204 112V111H203ZM243 112V111H242ZM248 112H251V111H248ZM58 115H61L59 114L60 112H57ZM57 113H55V115H57ZM68 113V112H67ZM70 113V112H69ZM68 113V114H69ZM78 113V112H77ZM166 113V112H165ZM205 113V112H204ZM207 113V112H206ZM21 113H17L14 117L16 118L15 119V123L18 124V121L21 117H17L19 115L22 116ZM46 114V113H45ZM76 114V113H75ZM91 118H93V114L92 113H87ZM91 114V115H90ZM199 114V113H198ZM245 114V113H244ZM256 114V113H255ZM260 114V113H258ZM32 115V116H31ZM53 115V114H51ZM55 116V118L60 121V117ZM63 115V114H62ZM80 115V113H79ZM86 115V114H85ZM165 115V114H164ZM183 115V114H182ZM201 115V114H200ZM204 115V114H203ZM202 115V116H203ZM239 115V114H238ZM238 115H237V119H238ZM243 115V114H242ZM247 115V113H246ZM254 116V114H252ZM64 116V115H63ZM83 116V115H82ZM104 116V115H102ZM202 116L200 117L199 116V119L202 118ZM206 116V115H205ZM204 116V118H205ZM210 116V115H209ZM214 116V115H213ZM240 116V115H239ZM251 116V115H250ZM249 116V117H250ZM252 116V118H253ZM257 116H260V115H257ZM263 116V114H262ZM37 117V116H36ZM39 119H37V121H40L41 119H43L41 116H38ZM47 117V116H46ZM100 117V116H99ZM249 117H247L249 119ZM67 118V116L65 117ZM76 118V117H75ZM79 118H81L79 116ZM108 118V117H106ZM111 118V117H110ZM246 118V117H244ZM250 117V119H252ZM255 118V117H254ZM257 118V117H256ZM261 119V116L259 117ZM6 119V118H5ZM71 119V118H70ZM98 118H96V122L99 121V119L97 120ZM4 120V119H3ZM47 120H48V117H47ZM81 120V119H80ZM88 120V119H86ZM258 120V119H257ZM263 123H264V116H263V119H262ZM46 121V120H45ZM45 121H40V124L39 125H44ZM55 121V120H54ZM57 121V122H58ZM63 121V120H62ZM79 121V120H78ZM212 121V120H211ZM251 121V120H250ZM253 121V119H252ZM261 121V120H260ZM4 122V121H3ZM7 122V120H6ZM10 122V121H9ZM23 122V121H22ZM64 122V121H63ZM72 122V120H71ZM102 122V121H101ZM180 122V121H179ZM178 122V123H179ZM228 121H226L227 123ZM238 122V121H237ZM236 122V123H237ZM258 122V121H257ZM262 122L260 124H262ZM5 123V122H4ZM26 123V122H25ZM29 123V122H28ZM46 123H49V122H46ZM55 123V122H53ZM76 123V122H75ZM103 123V122H102ZM139 123V122H138ZM229 123V122H228ZM256 123V122H254ZM8 124V123H6ZM64 124V123H62ZM73 124V122H72ZM88 124V123H87ZM100 124V123H99ZM103 124L106 125V123L104 122ZM205 124V123H204ZM209 124V123H208ZM56 125H59V124H56ZM79 125V123H78ZM77 125V126H78ZM97 125V124H96ZM120 125V124H119ZM118 125V126H119ZM164 125V124H163ZM168 125V124H167ZM177 125V124H176ZM186 125V123H185ZM227 125V124H226ZM264 125V124H263ZM262 125V126H263ZM18 126V125H17ZM24 126V125H23ZM49 126V125H48ZM54 126V125H52ZM64 126V125H63ZM76 126V127H77ZM108 126V125H107ZM143 126V125H142ZM180 126V125H178ZM255 126V125H254ZM3 127V126H2ZM10 127V126H9ZM19 127V126H18ZM84 127V126H83ZM104 127V126H103ZM230 127V126H228ZM247 127V126H246ZM252 127V126H251ZM17 128V127H16ZM46 127H44L45 129ZM61 128V127H60ZM59 128V130H60ZM74 128V127H73ZM80 128H81V125H80ZM79 128V129H80ZM86 128V127H85ZM143 128V127H142ZM14 129V128H13ZM96 129V128H95ZM101 128H98L97 130H99ZM104 129V128H102ZM109 129V128H108ZM111 129V128H110ZM163 129V127H162ZM238 129V128H237ZM257 129V127H256ZM263 129V128H262ZM18 129H16L17 131ZM21 130V129H20ZM47 130V129H46ZM68 130V129H67ZM87 130H89V128H87ZM115 130V129H114ZM132 130V129H131ZM152 130V129H151ZM158 130V129H157ZM160 130V129H159ZM264 130V129H263ZM260 131L259 132H256V135H261V137L263 136L262 134H264V131ZM27 131H29L27 129ZM40 131V130H39ZM69 131V130H68ZM77 131V130H75ZM103 132L105 130H102ZM176 131V130H175ZM230 131V130H229ZM245 131L247 132L248 130L245 129ZM20 132V131H18ZM72 132V131H71ZM79 132V131H78ZM110 132V131H109ZM114 131H111L110 133L114 134L113 133ZM162 132V131H161ZM262 134H261V133ZM0 133H1V136H3L4 134V131L0 129ZM16 133V132H15ZM47 133V132H46ZM45 133V134H46ZM75 133V132H74ZM105 133V132H104ZM103 133V134H104ZM134 133V132H132ZM211 133V132H210ZM228 133V132H227ZM231 133H233L231 131ZM252 133V132H251ZM258 133V134H257ZM30 134V133H28ZM40 134V133H39ZM60 134V133H59ZM66 134V133H65ZM91 134V133H90ZM110 134V136L112 135ZM126 134V133H125ZM131 134V133H130ZM250 134V133H249ZM9 135H11L9 133ZM8 135V136H9ZM133 135V134H132ZM147 135V134H146ZM155 135V134H154ZM223 135V134H222ZM252 135H254L252 133ZM27 136V134H26ZM139 136V135H138ZM158 136V134H157ZM7 137V136H6ZM24 137V135H23ZM30 137V136H29ZM59 137V136H58ZM127 137V136H126ZM153 137V136H151ZM221 137V136H220ZM223 137V136H222ZM254 137V136H253ZM3 137H0V154L3 153V156H0V190H3L5 191V189L7 190L8 188L6 186H15L17 187V184H19L21 187L23 186H26V183L29 182L30 180L32 181H35L37 186L38 187V191L39 193H34L33 196H34V199L36 200V203L39 207H43L44 206V200H45V195L48 193H46V188H48V184L51 182V179L50 178H46V177H43L42 175H36V169L35 170H28V164L26 165V161L24 163L23 159L21 158H18L20 157L19 152H18V149H20L19 147H21L22 145L26 147L27 145V141L29 140L28 138H24V139H21L24 141V143H20L18 146V148L16 149L15 147H17V145L15 146V141L11 140V144H10V148L9 149L5 143L2 141ZM49 138V141L45 138L44 139V142L45 144H42L40 143V147H42V149L44 150V145H46V149H45V156L43 155L40 156L42 159H46L49 161V158L47 157L49 153L53 152L55 153L56 149L54 148H51L50 146H48L47 144L49 142H51V138L50 137H47ZM67 138V137H66ZM94 138V137H93ZM111 138H114V137H111ZM109 138V140H107V143L110 142V144H116L115 142L113 143V140ZM136 138V137H135ZM141 138V137H140ZM225 138V137H224ZM248 138V137H247ZM2 139V140H1ZM5 139V138H4ZM15 139V138H13ZM115 139V138H114ZM133 139V138H132ZM262 139V138H261ZM61 140V139H60ZM90 140V139H89ZM119 140V139H117ZM121 140V139H120ZM119 140V141H120ZM136 140V139H135ZM153 140V139H152ZM156 140V139H155ZM225 140V139H224ZM5 141V140H4ZM7 141V140H6ZM115 141V140H114ZM118 141V142H119ZM145 141V140H144ZM178 141V140H177ZM234 141V140H233ZM263 141H264V137H263ZM61 142V141H60ZM63 142V141H62ZM104 142V141H103ZM226 142H229L226 140ZM242 142H245L246 143V147L245 149H241V150H248L250 153L248 154H251V157L248 155V158L249 161H250V171L252 173H255V175L258 177V180L260 182V179L261 178H264V171L261 172L260 170V166L264 167V154L261 153L262 152V148L259 146V144L262 143V140L260 141L259 140H245L242 141ZM241 142V143H242ZM248 142V143H247ZM261 142V143H260ZM26 143V145H25ZM67 143L64 141L63 145ZM71 143V142H70ZM195 143V142H194ZM220 142H218L219 144ZM230 143V142H229ZM233 142L231 141V144ZM264 143V142H263ZM7 144V142H6ZM37 144V143H36ZM139 144V143H138ZM142 144V143H141ZM148 144V143H147ZM221 144V143H220ZM236 144V143H235ZM32 145V143H31ZM61 146H63L61 143H60ZM101 145V144H99ZM103 145V143H102ZM143 145V144H142ZM227 145V144H226ZM263 145V144H262ZM22 146V148H23ZM66 146V145H64ZM163 146V145H162ZM175 146V145H174ZM231 146V145H230ZM238 146V144H237ZM244 146V145H243ZM30 147V146H29ZM102 147V146H101ZM113 147V146H112ZM131 147V146H130ZM142 147V146H141ZM227 147V146H226ZM260 147V148H259ZM264 147V146H263ZM32 148V147H31ZM64 148V147H63ZM70 148V147H69ZM139 148H140V145H139ZM169 148V147H168ZM220 148V147H218ZM241 148V147H240ZM258 148V149H257ZM28 149V147H27ZM58 149V148H57ZM97 149V148H96ZM142 149V148H141ZM9 150V151H8ZM22 150V149H20ZM55 150V151H54ZM61 150V149H60ZM64 150V149H63ZM62 150V151H63ZM111 150V149H110ZM116 150V149H115ZM143 150V149H142ZM163 150V149H162ZM264 150V148H263ZM91 151V150H89ZM88 151V152H89ZM7 152H12L14 153V158L12 160H8L6 158V154ZM59 152V151H58ZM66 152V151H65ZM92 152V151H91ZM234 152V151H232ZM57 153V152H56ZM62 153V152H61ZM64 153V151H63ZM79 151L77 150H74L73 151V155H72V158L67 160V157H65L64 155L63 156H60V159H63V161H65V165L64 166H67V167H70V171L73 172L74 174V177L76 179V183H78L80 180V177L82 176V179L85 178L86 179V183L85 185H82V184H76V185H73L75 186L74 188V194L68 199L67 202H63V207L61 206V219L59 218V222L60 220H63V219H67V218H70L67 222L65 220H63L62 222V225L60 226H57L56 227V223H55V220H58V217L52 222V218H50V221L48 219L47 216H45V214H43V212H40L39 209H36V208H25L24 210H22V212H20V210H16V207L12 206L13 203H20V201L15 200L14 202H11V200L13 198L9 197V198H6L3 196V194L0 192V236H3V237H11L10 235V231H7L8 227H12V226H16V225H19V224H23V223H29L32 224V226L34 227V229L36 228L37 229V235L35 234V230H34V233L36 235V239L35 241L32 243L31 242V245L29 247H27L26 249L24 248L23 252V256H20L18 257L17 254L15 253L14 256H16V258L18 259V261H23V263L25 264H45V263H48V264H264V205L262 203L261 205V208L260 207H257L256 204L257 202H252L251 204L250 203H246V205H249L248 208H241L242 206L239 205V207H234V206H227L226 208H224L223 206H221L219 210H216V215L219 219H221L223 221V223L220 224V222H218L220 225L218 227H216L215 225V229L217 228V231H214L211 232V234L209 235V238H207L205 236V239L204 237L201 238V240L199 242H197L195 240H191V238L189 237V231L190 229L185 232L186 229H183V230H180V229H177V225H175V223H173V219L176 217H178L177 219H182V218H186L188 221L190 220V217H189V214L193 213V212H196V211H199V209L202 207L204 209H210L211 207L208 206V202H205L207 199H208V196H206V198L204 197L207 193L201 195L198 193V191L200 190V187L198 185L197 190L196 189V184L194 183L193 181V178L190 180H192V182L190 180L187 179V181H189L188 183H192L191 185L195 184V187L193 186H190L194 189L189 190V192L191 193V196L189 197L190 199V203L193 204V207H192V204L191 205H188L186 204L185 205V198L183 199V202L185 205V207L187 206L186 208H184L186 211H184V209L181 210V208L183 207L179 202H176L174 201L175 203V206H173V204L170 202L171 205H169L170 207L167 206V204H169V202L167 204H165L163 207L161 206V203H166L165 200L167 199L166 195H163V194H158V193H154L152 196V198L150 199H145L143 201V197L142 199H140V195L143 194V190H139L137 189V187L139 188V186L143 189V184L141 181L142 178H140L142 176V173H141V170H140V165L139 167L137 165H135L136 167V171L140 170V175L139 178H136L135 177V173H137L135 170V173L133 172V175L132 172H130L128 169V173H124V176L121 177L122 179H124L123 183L119 184V179L118 177L115 178V176H119L118 175V169H116V167L114 168V166H116V164L112 165H108L110 166L111 168L109 167H106L105 169H99L98 168L100 166H102L101 164H104L105 166H107L108 164V161L107 159L105 160L104 156L102 157H98L97 154L94 152L92 155L87 152H85L86 154H83V156L85 157H79L80 155L78 154ZM235 153V152H234ZM27 154V152H26ZM34 154V153H33ZM233 154V153H232ZM209 155V154H208ZM207 155V156H208ZM215 155V154H214ZM214 155H210V157L212 158H215ZM220 155V154H219ZM246 155V156H247ZM30 156V155H29ZM34 156V155H32ZM38 156H39V152H38ZM37 156V158H38ZM120 156V155H119ZM218 156V155H217ZM234 156V155H233ZM245 154H241V166L245 163V160H246V157ZM22 157V156H21ZM35 157V156H34ZM39 157V159H40ZM209 157V156H208ZM258 157V161H257V158ZM24 158V157H23ZM199 158V157H198ZM217 158V157H216ZM175 159V158H174ZM193 159V158H192ZM204 159V158H203ZM218 159V158H217ZM216 159L215 162L218 163V160ZM222 159V158H221ZM227 159V158H226ZM81 160V162H80ZM155 160V159H154ZM200 160V159H199ZM79 161V162H78ZM144 161V160H143ZM176 161V160H175ZM202 161V160H201ZM205 161V160H203ZM213 161V160H212ZM211 161V162H212ZM29 162V161H28ZM240 162V157L236 154V156L233 158V164H237ZM30 163V162H29ZM86 163V165H85ZM176 163V162H175ZM210 166V162H207ZM216 163V165H217ZM247 163V162H246ZM58 164V163H56ZM130 164V163H127V165ZM134 164H136V160L134 162ZM143 164V162L141 163ZM205 163H203L204 165ZM219 164V163H218ZM231 164V163H230ZM240 164V163H239ZM126 165V164H125ZM202 165V166H203ZM214 164H212L213 166ZM220 165L222 167V165L224 167H227L229 166L228 163H226V161H220ZM31 166V165H30ZM162 166V165H161ZM208 166V167H209ZM215 166V165H214ZM213 166V167H214ZM60 167V166H59ZM87 168L86 171H84V168ZM123 166L119 167L120 169V172H122L123 169H121ZM127 166H125L126 168ZM129 167V166H128ZM127 167V168H128ZM131 164H130V167L131 168ZM169 167V166H168ZM176 167V166H175ZM181 167V166H180ZM213 167H209L208 170H210V168L213 169ZM216 167V166H215ZM214 167V168H215ZM220 168V166H218ZM246 167V166H245ZM24 168V169H23ZM27 168V169H26ZM114 170V172H111L110 173L108 172L109 170ZM134 168V169H135ZM143 167H141L142 169ZM32 169V168H31ZM42 171L41 172H45L43 171L44 170V165L42 166V168H40ZM46 169V168H45ZM55 169V168H54ZM149 169V168H148ZM160 169V168H159ZM158 169V170H159ZM166 169V167H165ZM177 169V168H176ZM237 169H240L239 167ZM143 170V169H142ZM155 170V169H154ZM187 169L183 170L184 173L186 172ZM190 170L193 171V169L190 167ZM202 170V169H201ZM236 170V169H235ZM243 170V169H242ZM35 171V172H34ZM98 171H100L99 173H102V174H99ZM161 171V169H160ZM159 171V172H160ZM163 171V170H162ZM216 171V170H214ZM214 171H210V172H214ZM222 171L225 172V170H223V167L221 168V174H222ZM231 171V170H230ZM239 171V170H238ZM238 171H235V172H238ZM244 171V170H243ZM54 173H56L55 171H53ZM68 172V171H67ZM125 172V171H124ZM143 172V171H142ZM157 172V171H156ZM182 171H179L177 172L179 175H181ZM188 172V171H187ZM205 172V171H204ZM219 170L217 169V172L218 173ZM229 171H226L225 173L228 175ZM58 173V171H57ZM234 173V172H233ZM173 174V173H172ZM178 174H176L178 176ZM186 174V173H185ZM209 174V173H208ZM212 174V173H211ZM230 174V173H229ZM52 175V173H51ZM58 175V174H57ZM62 175V174H61ZM72 175V174H71ZM127 175V176H126ZM157 175V174H156ZM169 175V171H168V174ZM184 174L182 173V176ZM189 175V174H188ZM203 175V174H202ZM215 174H213L214 176ZM217 175V178L219 177L218 174ZM216 175L213 177L215 178ZM224 175V174H223ZM221 175V176H223ZM226 175V176H227ZM243 175V174H242ZM254 175V174H253ZM126 176V177H125ZM220 176V177H221ZM224 176V177H226ZM229 176V175H228ZM234 176L237 177V175H235L234 173ZM55 177V176H54ZM53 177V178H54ZM57 177L60 178V176L58 175ZM125 177V178H124ZM137 177H138V174H137ZM164 177V176H163ZM166 177V176H165ZM203 179L202 177L199 178V180L204 183L207 179V177L205 178V175H203ZM212 177V176H211ZM218 178L220 179V181L222 182V184L225 183V190H229L230 188L228 187V181L225 182V180L229 179V178H224L222 177L223 180H221V178ZM244 177V176H243ZM246 177V176H245ZM58 178V180H59ZM67 178V177H66ZM157 178V177H156ZM160 178V177H159ZM187 178V177H186ZM198 178V177H197ZM248 178V177H247ZM182 179V177L180 178ZM179 179V180H180ZM185 179V178H184ZM195 179H196V176H195ZM206 179V180H205ZM231 179H232V176H231ZM236 179V178H235ZM234 179V180H235ZM254 179V177H253ZM252 179V180H253ZM57 180V179H56ZM73 180V179H72ZM138 180V181H137ZM186 180V179H185ZM198 180V179H197ZM204 182H203V181ZM233 180V179H232ZM234 180H233V183H234ZM237 180V179H236ZM236 180H235V183H236ZM247 180V179H246ZM258 180L255 181L258 183ZM66 181V180H65ZM84 181V180H83ZM132 181H135L134 183H132ZM164 181H167L164 180ZM182 181V180H181ZM184 181V180H183ZM219 181V183H220ZM230 181V180H229ZM240 181H242L240 179ZM244 181V179H243ZM250 181V179H249ZM61 182V181H60ZM68 182V181H67ZM81 182V181H80ZM115 183L116 185H114L115 189L113 194H110L108 192H102L101 196H102V199L100 201H97V198H96V201L94 200H91L93 201L91 203V205L93 206V210L91 208V213L90 211L88 210V205H85V202H86V194H84V192L86 193H89L93 196V199H94V196L100 194V191H102L101 189L104 190V188H107V185L109 183ZM122 182V181H121ZM129 182V183H128ZM207 182V181H206ZM205 182V183H206ZM216 184H217V181H215ZM135 184V187H132L131 185L132 184ZM168 183V181H167ZM173 184V182H171ZM187 183V185H188ZM227 183V184H226ZM238 183V182H237ZM241 183V182H240ZM245 183V182H244ZM247 183H249L247 181ZM256 183V184H257ZM70 184V183H69ZM131 184V185H130ZM142 184V185H140ZM166 184V183H165ZM185 184V183H184ZM183 184V185H184ZM251 184V182L249 183ZM259 184V183H258ZM263 187L264 188V181H263ZM59 186H61L60 184H58ZM66 185V183H65ZM122 185V186H121ZM136 185H139V186H136ZM190 185V184H189ZM188 185V187H189ZM212 185V184H211ZM215 185V184H214ZM235 185V184H234ZM252 185V184H251ZM58 186V187H59ZM69 186V185H68ZM112 186V185H111ZM148 186V185H147ZM156 186V185H155ZM201 186V185H200ZM213 186V185H212ZM221 186V185H220ZM224 186V185H223ZM237 186V185H236ZM246 186V184L244 185ZM248 186V185H247ZM81 187V188H80ZM83 187L87 188L89 187V189L87 188V190H83ZM91 187V188H90ZM152 187V186H151ZM182 187V186H181ZM216 187V186H215ZM254 187V185H253ZM253 187L249 188V191L250 189L253 190ZM84 188V189H85ZM172 188V187H171ZM58 190H60L59 188H57ZM56 189V190H57ZM66 189V188H65ZM68 189H71V188H68ZM145 189H148V188H145ZM176 189V188H175ZM220 189V188H218ZM244 189V188H243ZM248 189V187H247ZM62 190V189H61ZM67 190V189H66ZM113 190V189H111ZM128 191L130 193H125L123 194L122 192L123 191ZM165 190V189H163ZM205 190V189H204ZM221 190V189H220ZM219 190V191H220ZM246 190V189H244ZM259 190V189H258ZM30 191V190H29ZM64 191V190H63ZM69 191V190H68ZM107 191V190H106ZM161 191V190H160ZM168 189L165 191L166 193H169L167 192ZM173 191V190H172ZM175 191V190H174ZM180 191L181 192H184L185 190L183 188H180ZM133 192V193H131ZM149 192V191H148ZM163 192V191H162ZM176 192V191H175ZM180 192V193H181ZM188 192V193H189ZM196 195H195V193ZM222 192V191H221ZM236 192V191H235ZM239 192V190H238ZM237 192V193H238ZM246 192V191H245ZM258 192V191H257ZM262 192V191H261ZM9 196H14L16 195L15 193L13 194L12 191L9 192ZM58 193V192H56ZM64 193V192H63ZM71 193V191H70ZM152 193V191H151ZM185 193L187 192H184L182 195L183 196H186ZM189 193V194H190ZM212 193V192H210ZM38 194V195H37ZM179 194V193H178ZM178 194L176 196H178ZM221 194V193H219ZM218 194V196H219ZM243 194V193H242ZM247 194V193H246ZM55 195V194H54ZM57 195V194H56ZM65 195V194H64ZM85 195V196H84ZM88 195V194H87ZM91 195H88L89 197ZM148 195V194H147ZM151 195V194H149ZM168 195V194H167ZM180 195V194H179ZM53 196V195H52ZM50 196V197H52ZM91 196V197H92ZM101 196L99 198H101ZM201 196L204 197V199L206 200H202L203 202H205V204H199L201 207L199 208V206L196 203L197 199L201 200ZM212 196V195H211ZM221 196V195H220ZM233 196V195H232ZM246 196V195H245ZM244 196V197H245ZM257 196V195H255ZM264 196V195H263ZM56 198V196H54ZM63 197V196H62ZM201 197V198H200ZM222 197V196H221ZM219 197V199L221 198ZM224 197V195H223ZM223 197L221 198L223 200ZM227 196H225V199ZM230 197V196H229ZM243 197V198H244ZM170 198V197H168ZM213 198V196L211 197ZM231 198V197H230ZM51 199V198H49ZM48 199V201H49ZM53 199V198H52ZM64 199L66 200L65 196H64ZM180 199V198H179ZM195 203H193V201ZM203 199V198H202ZM220 199V200H221ZM234 199V198H233ZM246 199V198H244ZM243 199V200H244ZM252 199V198H251ZM55 200V199H54ZM53 200V201H54ZM108 200V201H106ZM215 200V199H214ZM247 200V199H246ZM259 200V199H258ZM13 201V200H12ZM18 201V202H17ZM52 201V202H53ZM59 201V200H58ZM57 201V202H58ZM85 201V202H84ZM189 201V200H188ZM192 201V202H191ZM208 201V200H207ZM210 201V200H209ZM231 201V200H229ZM257 201V200H256ZM43 204H41V203ZM46 202V201H45ZM50 202V201H49ZM181 201V203H183ZM217 202V201H216ZM239 202V201H238ZM245 201L241 202L242 205L244 204ZM251 202V201H250ZM56 203V202H55ZM60 203V202H59ZM62 203V202H61ZM214 203V202H213ZM212 203V204H213ZM218 203V202H217ZM221 203L224 204V202L221 201ZM221 203H218L219 205ZM256 203V204H255ZM10 204V205H8ZM47 204V203H46ZM179 204V205H178ZM216 204V203H215ZM232 204V203H231ZM235 204H238V203H235ZM255 204V205H254ZM34 205V204H33ZM49 205V204H48ZM72 205H73V208H72ZM254 205V207H253ZM146 206L145 208L147 209L145 212H143V215L140 214V212H137L139 210L140 207H144ZM212 206V205H211ZM216 206V205H214ZM51 207V206H50ZM54 209V208H53ZM52 209V210H53ZM75 210V212H72L71 211ZM143 209V208H142ZM216 209V207L214 208ZM228 211H226V210ZM137 210V211H136ZM141 210V209H140ZM201 210V209H200ZM212 210V209H211ZM224 210V211H223ZM24 211V212H23ZM39 211V212H38ZM56 211V210H55ZM69 213V216L65 217L66 214ZM7 212L10 214V215H6ZM48 212V211H47ZM72 212V216H70ZM184 212H186L187 214L184 215ZM74 213V214H73ZM19 214V215H18ZM56 214H59V213H56ZM167 214H171L169 216H171L172 218H170ZM49 215V213L47 214ZM52 215V214H51ZM214 215V214H213ZM213 215L211 214L210 216L213 217ZM7 217V220H5ZM53 216V215H52ZM57 216V215H56ZM208 216V215H207ZM209 216V217H210ZM215 216V215H214ZM51 217V216H50ZM194 217V216H193ZM17 219L18 222H14V219ZM176 219V220H177ZM198 219V218H197ZM211 219V218H210ZM217 219V220H219ZM217 220H215L217 222ZM44 223V226L46 223L49 222L48 226H45L44 229L47 230L48 234L47 235L46 233H44V235L42 234L41 232V223ZM211 221V220H210ZM57 222V221H56ZM181 222V221H180ZM186 222V221H185ZM193 222V221H192ZM206 222L208 223L207 219H206ZM205 222V223H206ZM61 223V222H60ZM178 223V222H176ZM184 223V222H182ZM210 224V223H209ZM216 224V223H215ZM47 225V224H46ZM59 225V224H58ZM211 225V224H210ZM208 225V227L210 226ZM22 226V225H21ZM28 226V224H27ZM182 226V225H181ZM212 226V225H211ZM23 227L24 224H23ZM30 228V226H28ZM48 227V228H47ZM20 227H18L19 229ZM68 228V229H67ZM83 228V229H82ZM20 229H23V228H20ZM26 229V227L24 228ZM43 229V228H42ZM43 229V230H44ZM67 229V232H64L65 230ZM11 230V229H10ZM28 230V228H27ZM58 230H61L63 231V233H65L63 236L62 235H58ZM83 230V234L81 236V232ZM193 227H192V234H193ZM202 230V228H201ZM22 231V230H21ZM181 231V232H180ZM204 230H202L203 232ZM209 231V230H207ZM15 232V231H13ZM31 231L29 230L28 233H30ZM62 233V234H63ZM22 234V233H21ZM32 234V233H31ZM13 235V233H12ZM18 235V234H17ZM34 235V236H35ZM191 235V234H190ZM204 235V234H203ZM207 235V236H208ZM14 236V235H13ZM33 236V235H32ZM57 236V238L59 237V239L55 238ZM201 236V235H200ZM33 237H28V239H32ZM26 239V238H25ZM15 240V238H14ZM33 240V239H32ZM76 240H78V244L76 243ZM26 242H27V239H26ZM23 243V242H22ZM26 243H24L25 245ZM0 246L3 247V245L0 244ZM12 246V245H11ZM22 246V245H21ZM204 246L208 247V249H204ZM4 248V247H3ZM79 248L84 251V249H86V256H89L88 258V261L85 260V257H82V255L80 256V252H79ZM22 249V248H21ZM62 249H65V251H62ZM43 250L45 251H49L51 250L50 253H45ZM71 250H73V252H70ZM81 250V251H82ZM4 251V250H3ZM5 253H9L11 254V252H14L13 249H11L10 247H8V251L6 252V250L4 251ZM3 252V253H4ZM67 252V253H66ZM70 252V253H69ZM72 253V254H71ZM9 256V255H8ZM27 257V258H26ZM9 258V257H8ZM11 259V257H10ZM77 260H79V262H77Z\"/></svg>",
	"mask_w": 264,
	"mask_h": 264
}]
</instances>
